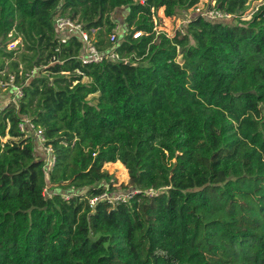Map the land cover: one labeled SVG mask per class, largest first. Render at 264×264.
<instances>
[{
	"label": "trees",
	"instance_id": "trees-1",
	"mask_svg": "<svg viewBox=\"0 0 264 264\" xmlns=\"http://www.w3.org/2000/svg\"><path fill=\"white\" fill-rule=\"evenodd\" d=\"M199 1L0 0V71L24 83L0 111V264H264V2L242 20L248 0H215L235 24L154 31L159 9L176 18ZM55 16L118 60L82 64ZM23 116L52 148L47 175ZM117 162L126 190L157 194L91 207L116 191L103 166Z\"/></svg>",
	"mask_w": 264,
	"mask_h": 264
},
{
	"label": "built area",
	"instance_id": "built-area-1",
	"mask_svg": "<svg viewBox=\"0 0 264 264\" xmlns=\"http://www.w3.org/2000/svg\"><path fill=\"white\" fill-rule=\"evenodd\" d=\"M201 1V0H200ZM200 1L197 3L190 11L195 15L199 16L205 20L211 21V22H220L228 20L233 15L224 13L220 10H218L215 6V0H206L205 5L206 6H200ZM151 12L153 14V9H151ZM158 12V11H157ZM158 15L156 13V16L153 14L152 19L155 25L154 31L155 32H163L158 27L157 19ZM173 20H178L174 18ZM181 20V19H180ZM180 22V21H179ZM187 24V21H182L174 28L172 34L165 33L167 36H173V33L175 32H181L182 33V27ZM54 28L56 29V32L59 36V42L64 44L67 40L68 36L76 35L83 43V52L78 56V59L81 61L82 64H91V63H98L102 61L104 58H110L111 60H118V56L112 52H104L99 51L96 46L94 45L93 36L89 35L84 29L81 23H79L77 20H71L70 18L61 17V16H55L53 20ZM118 31L119 26L117 25L114 28V31L109 35L108 39L111 43H115L118 41ZM93 32V31H92ZM143 35V32H135L132 34L133 39H137ZM10 37V34L8 35ZM20 44V40H13L10 41L7 45L8 50H12L16 48V46ZM19 75H21V67H19ZM33 74V71L28 73L26 75L28 80ZM5 77L6 79H2ZM24 86L23 82H15V74L13 73H6L4 71H0V111H2L9 103H13L14 105L18 106V101L22 97V87ZM6 97H3V93ZM3 95V96H2ZM18 129L20 132L24 134V136H31L35 138V146L38 149L40 154L45 155L44 160V173L47 175V173L53 168L55 163V157L52 154V148L50 145H46V139L44 137V131L43 129L37 127L34 125V123L31 121V119L27 116H23L21 122L18 124ZM114 182V181H113ZM115 183V182H114ZM114 183L112 186H114ZM108 187L106 186L105 192L102 194L95 196L91 199H89V205L92 207L94 206L98 201H106L111 206H115L119 203H126L130 200H132L135 196L143 194L146 196H152L154 194H157V191L154 189H148L145 191L141 190H118L113 193L108 192ZM47 194V190H44V195ZM65 199L69 198V194H66Z\"/></svg>",
	"mask_w": 264,
	"mask_h": 264
},
{
	"label": "rangeland",
	"instance_id": "rangeland-1",
	"mask_svg": "<svg viewBox=\"0 0 264 264\" xmlns=\"http://www.w3.org/2000/svg\"><path fill=\"white\" fill-rule=\"evenodd\" d=\"M205 2H206V0H201L200 6L201 7L206 6ZM261 2H264V0H248L247 12H249V13H246L244 15V17L242 18V20H248L250 18L249 17L250 13L252 11H254L255 8H257ZM126 14H127V11H126V9H124L122 12V17L119 18L117 21L118 22L117 25L119 26L118 35L120 37H122L124 34L125 26L123 24V21H124ZM157 15H158V18L160 19L159 22L157 21L159 29H161L162 31H164L165 33H168V34H172L174 28H176V26L181 22V20L188 22L189 19H191L192 17L195 16L191 11L186 12L185 14L179 12L178 15L176 16V19H179V21H180L179 22L178 20H173L174 18H165L163 15V8L158 10ZM112 17H116V15L112 14ZM224 22L235 24L236 20H234V17H232L228 20H225ZM17 57H18V54H17ZM177 60L180 62L181 59L178 57ZM4 94H5V92L3 93V95ZM3 97H6V95H4ZM261 113L264 116V105H261ZM38 153H39V151H38ZM45 157L46 156L43 154L39 155L40 159H45ZM103 169L107 170L109 172V174H112L114 176V180H115L114 182L115 183H114V186H112V187L114 189H116V191L126 190L124 187L127 185L129 177L127 174V170L124 168V166L122 164H120V163L108 164V165L105 164L103 166Z\"/></svg>",
	"mask_w": 264,
	"mask_h": 264
},
{
	"label": "crops",
	"instance_id": "crops-1",
	"mask_svg": "<svg viewBox=\"0 0 264 264\" xmlns=\"http://www.w3.org/2000/svg\"><path fill=\"white\" fill-rule=\"evenodd\" d=\"M117 163H119V162H117ZM109 164H111V163H109ZM115 164V163H114ZM108 165V164H107Z\"/></svg>",
	"mask_w": 264,
	"mask_h": 264
},
{
	"label": "water",
	"instance_id": "water-1",
	"mask_svg": "<svg viewBox=\"0 0 264 264\" xmlns=\"http://www.w3.org/2000/svg\"><path fill=\"white\" fill-rule=\"evenodd\" d=\"M127 64H130L129 62H126Z\"/></svg>",
	"mask_w": 264,
	"mask_h": 264
}]
</instances>
